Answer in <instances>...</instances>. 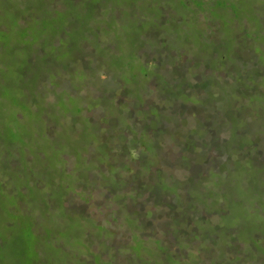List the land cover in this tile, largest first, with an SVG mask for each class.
I'll use <instances>...</instances> for the list:
<instances>
[{
    "label": "trees",
    "instance_id": "obj_1",
    "mask_svg": "<svg viewBox=\"0 0 264 264\" xmlns=\"http://www.w3.org/2000/svg\"><path fill=\"white\" fill-rule=\"evenodd\" d=\"M248 1H250V9H255L257 0H0V5L4 3V7H0V129L9 133H5L4 139L9 137L15 139L18 135L17 130L38 135V132L32 129L34 124L28 120L31 119L29 113L22 110L24 120H18L16 115L20 112L15 113L13 110L19 106V95H22L24 90L30 87L36 88L40 84V74L28 77L23 71V65L26 64L27 68L30 65L33 67L39 59V54H42L41 59L45 61L52 59L57 62V65L43 72V79L48 76L42 83L46 96L47 79L50 80L51 88H58L57 95L64 102V98L68 95L66 87L70 82L73 83L71 87L75 86L74 80H76L77 83L83 82L88 88L87 81L93 78V74L104 82L105 87L109 89L105 94L110 105L109 112L105 114L107 129L116 133V139L119 138L115 144L118 146L121 143L118 151L110 138L103 142L100 139L103 130L87 127L88 118L82 115L83 113L80 115L81 120H76L77 116L72 119L73 125L82 121L83 128L78 131L72 132L75 126H70V122L59 115L51 117L52 120L48 122L49 128H46L40 135L39 141L33 144L13 141L3 143L5 140L0 137V161L10 165L6 168L0 166V208L6 209V213L11 209L12 204L16 203L19 206L16 212L19 213L20 207L25 202L33 203L42 192L52 190L56 192L59 188L65 187L64 182L68 181L66 174L69 159H77L83 164L82 169L78 167L81 170V177H85L87 171L93 169L97 161L106 162L110 167V176H103L104 185H113L114 194L124 190L126 194L136 193V197L125 209L127 225L142 228L143 236L153 237L154 234L151 235L152 232L149 233L147 229L144 232V227H150V224H153L151 217H155L158 213L163 218L166 216L165 211H168V213L172 212V219L178 222V226L175 225L174 244L177 240L189 236L185 254L180 258H177V252L170 250L169 260L172 258L173 263L176 261L177 264H192V260L193 264H210L211 261H215L216 264H244L241 261L244 262L247 259L248 264H264V195L254 191L255 193L248 199L249 209L253 210L252 213H258L254 223L237 221L232 225H224V223L217 225L215 231L220 232L223 238L219 236L217 240H211V228H205L199 224V221L205 220L201 215L206 214V208L213 202H217L208 200L213 198L208 191L219 190L218 183L227 177L230 167L224 165L229 158L228 146H226L228 137L221 138L219 133L216 135V130H210L208 125L202 124V119L199 121L195 114L198 111L194 109L196 105H199L209 114L211 111L206 107L226 106L225 100L231 98L232 92L235 91L231 90L235 78L244 76L252 80H255V77L257 80L264 78L259 71L261 64H264V56L259 58L260 62H253L250 65L255 57L250 54L251 51L248 48L252 46V43H261L260 40L264 38V31L257 28L259 24L262 26L264 17L260 19L256 16L263 8L259 6L255 13L247 14L244 5ZM170 3L176 5L180 20L165 30ZM222 11L225 12L222 13ZM136 12L140 16L134 21L132 18ZM204 12L213 15V18L222 13L223 23L220 26V34L209 24L213 18L206 17L207 29L212 33L210 37L205 35L202 29L204 24L201 22ZM149 13L153 19L149 21L150 23L148 22L150 28L146 33L139 28L142 24H147L146 18L149 16L146 17V14L149 15ZM11 14L12 18H10ZM262 15L264 12L260 14ZM133 22H135L136 32L123 31ZM230 25L236 26L235 29H230ZM2 26L4 28H1ZM121 27L124 29L121 30ZM148 36L152 40V46L147 47L143 44L141 46L138 40ZM120 37L126 41L129 40L131 44H139L140 46L136 47L138 54L134 57L127 50L130 57L113 64L109 63L108 60L118 55L123 45ZM242 44L248 47L244 48ZM213 49H216L215 52ZM257 51L261 49L258 48ZM207 52L209 54L205 55L203 60V53ZM184 57H186L185 60ZM196 58L199 62H196ZM19 61L23 62L22 66L19 65ZM235 63L237 65L243 63L248 67L239 68L241 72L239 74L232 73L231 65ZM207 65L217 68L218 80L204 76ZM223 69L226 72L220 71ZM221 74H224L227 79H219ZM5 78L12 83L15 82V92L9 93L5 90ZM149 78L154 82L155 89L150 88ZM66 81L69 82L66 83ZM263 86V81L259 84L254 81L250 91L259 94L264 100ZM151 89L158 92L159 99L161 97L165 101H162L160 105L150 101L147 103V108H142L145 97L153 95ZM194 90L197 92L195 93ZM199 91L201 96L198 100L196 95ZM242 92L247 94V91ZM127 96L136 99L134 110L129 107L124 108L121 104L118 107L117 103L114 104L115 99L127 98ZM239 100H241L240 97L234 101ZM189 104H192L194 108L189 107ZM64 109L65 107L61 110ZM79 112L81 109L77 113ZM188 113L195 115L196 126L192 128L187 126L189 122L186 121V114ZM178 116L181 119L178 120ZM163 118H169L170 121L177 123L168 129L166 125L168 121H163ZM247 118H249L248 115L245 121ZM119 121L123 124L122 129H119L117 125ZM158 122H162L160 127H156ZM147 123L156 128L151 130L147 127ZM220 124L228 129L227 125L219 123L218 126ZM182 125L184 129L179 128ZM244 127L246 126L243 125L235 130L239 138L243 136L241 131ZM200 130L204 132L200 133ZM117 132H119L118 135ZM210 133H213V136ZM148 134L153 135L154 138L148 140ZM165 134H169L173 140H178L176 143H179L181 148H185L184 153L177 157L180 160L177 164L180 165L177 166L178 169L191 172L184 177L174 176L172 182H169L172 173L159 165L164 162V159L157 158L162 147L157 139ZM198 134L208 137L202 146H199L195 140ZM132 135H135V138L130 144H135L136 149H142L136 172L130 171L129 164L136 154L130 151L128 149L130 145L126 144V138ZM98 141L100 146L94 152L97 160L92 166L82 157ZM153 143H157L155 147L151 146ZM20 144L24 146L19 148ZM15 145L18 146L17 151ZM199 151L202 152L199 153ZM212 151L217 155H211ZM196 152L199 158L191 157L188 162L189 154L192 156ZM262 154V151L258 152L259 156ZM115 156L119 157L117 161ZM248 157V155L239 157L240 162ZM210 168L215 172L213 175L210 173ZM4 172L6 179L2 178ZM130 172L132 176L129 175ZM262 172L263 169H257L255 177L263 180ZM165 174L169 177L165 178ZM35 175H39L46 181V186L36 183L37 181L33 179ZM210 184H213V187L208 189ZM72 190L73 188L64 191V194L71 193ZM204 190H206L205 193H203ZM195 192L206 195L204 202L193 205L194 207H184L183 201H193L192 196ZM18 194H20L19 197L15 198ZM50 195L52 196V193ZM256 200H259L263 206L258 207L260 204ZM138 205L142 206L143 210L139 209ZM29 212L24 213H27L28 217L35 215L34 212ZM54 212L56 220L58 214ZM10 213L14 216L12 218H17L23 212L16 214L10 211ZM172 215L167 216L168 219ZM197 215L198 218L193 219ZM168 222L161 219L160 226H170ZM19 227L21 229V226ZM96 227L100 228L97 225ZM15 229L12 226L6 234L0 232V250L4 249L1 246L2 240L6 241L7 235ZM206 229L210 233L205 232ZM215 231L213 232L216 234ZM167 232L172 233V231ZM14 233L18 237L19 231L18 234ZM36 234L34 228V236ZM97 235V237H104L105 234L100 231ZM31 236V234L22 235L27 237V242L30 241ZM86 236L87 238L91 236L95 240L93 231H89ZM140 238H142L140 235L134 233L133 244L127 249L134 251L133 246L140 245ZM203 240L211 242L209 250L206 249L207 247H201ZM155 245L154 248L158 252L166 247L161 241H155ZM196 247L197 249H194ZM101 248L105 252V248L106 251L108 250V245L105 247L102 242L99 253H102ZM214 251L217 253L216 257H213ZM200 252L210 256L204 259ZM192 254L193 257H191ZM158 255L162 254L158 253ZM186 256L189 258L188 261ZM128 259V264L156 263L152 257L150 259L144 257V263H138V254L136 257L131 254ZM33 263L44 264V261L36 257L31 259L30 264ZM81 263L94 264V261L84 259Z\"/></svg>",
    "mask_w": 264,
    "mask_h": 264
},
{
    "label": "rangeland",
    "instance_id": "obj_2",
    "mask_svg": "<svg viewBox=\"0 0 264 264\" xmlns=\"http://www.w3.org/2000/svg\"><path fill=\"white\" fill-rule=\"evenodd\" d=\"M259 6H261L263 9L262 11L257 13L256 16L262 19L264 15L260 16V14L264 12V0H257L255 9L253 10L250 9V1H248L247 4L244 5V10L247 14L252 15L256 12ZM0 7H4V3L1 4ZM225 11H222V13ZM1 14L5 15L4 13ZM221 14L214 18L213 15L207 12H204V14H202L201 22L202 24H204L202 29H204L205 35L207 37L211 36L212 31L207 29L208 24L205 21L206 17L213 18V20L211 19L212 21L209 24L210 26H213V30L217 31L218 34H220V26L223 23V17H221ZM150 15L151 13H149V15L146 14V17L149 16V18H146L147 24H142L139 30L145 31L147 33L150 28L148 26V22L153 19V16ZM12 16L13 15L11 14L10 18H12ZM139 16L136 12L132 19L136 21ZM228 18L231 19V17ZM179 20L180 15L178 10L176 9V5L174 3H170L168 5V18L166 21L165 30L171 28V25L175 24ZM244 23H247V21H244ZM135 27V22H133V24H129L128 29L126 26V30L123 31L136 32ZM235 27L236 26L230 25V29H235ZM1 28L4 27L2 26ZM257 28L264 31V21L262 23V26L259 24ZM122 29H124V27H121V30ZM120 41L123 45L120 47L118 54L119 56L116 55L118 57L114 56V58L108 60L109 63L111 62L113 64L130 57L127 53V50L131 55L135 57L136 54H138L136 47L140 46L141 44L147 47L152 46V40L149 38V36L143 38V40H141L140 38V40H138L140 45L131 44L129 40L126 41L123 37H120ZM205 41L207 42L208 40ZM260 42L261 43H252L251 47L242 44L244 48L247 46L251 51L250 54L255 57L250 65L253 62H260L259 58L264 56V38L260 40ZM258 48L261 49V51H257ZM215 50L216 49H213L214 52ZM218 52H220L219 49ZM207 54H209V52L203 53V60L204 56ZM41 58L42 54H39V59L36 60L34 66L32 67L30 65L28 68L26 64L23 65V62L19 61V65H23V71L28 77L34 74H40L39 78L41 82L39 85L37 84L38 86H36V88L30 87L29 89L24 90L22 92V95H19V106H16L17 109L13 110L15 113L20 112L16 115L18 120H24L23 112H28L31 117V119L28 120H31V123L34 124V127L32 129L38 132V135H34L29 131L23 132L22 130H17L18 135L15 136V139H10L9 137L5 140V133H9L1 128L2 130L0 129V137L5 140L3 143H10L11 141H13L15 143L33 144L35 141H39L40 135L45 132L46 128H49L48 122L52 120L51 117L54 118L55 116L62 115L65 119H67L68 122H70L71 126L73 125V117L77 116L76 120L80 119V115L83 113L82 115L88 118L87 127H90L94 130H96V128H98V130H103L100 139L104 142L106 139L110 138L111 143L114 144V146H117L115 143L118 142L119 138L116 139V133H113L109 129H107L108 124L105 121V114L109 112L110 105L108 104L105 95L106 92L108 93L109 89L105 87L104 82L95 74H93L94 76L92 79H89L87 81L88 88L83 84V82L77 83L76 80H74L75 86L71 87L73 83L70 82L68 84L69 86L66 87L68 95L67 98H64L66 102L65 103L64 100L57 95L58 88H51L50 80L47 79L48 83L46 85V96V93L42 88V83L43 80H45L48 76L43 79V72L47 71L49 68H52V66L57 65V62L53 61L52 59L50 61H45ZM185 59L186 57H184V60ZM196 62H199V59H197ZM204 64L205 63L203 61L202 65L204 66ZM212 66H208L207 70H204V76H207L208 78H211L213 80H218L217 73L219 71L215 66ZM241 67H248V65H245L243 63L237 65V63H235L234 65H231L232 73H241L239 71V68ZM220 71L225 70L223 69ZM259 71L262 72L261 75L264 76V64H261V68ZM66 75L68 76V74ZM68 78L70 77L68 76ZM221 78L223 80L227 79L224 74H221L219 79ZM148 80L150 82V88L152 87L153 89H155L156 86L154 82L152 80L150 81V78ZM256 80L257 77H255V80H252L247 76L238 77L237 79L235 78L232 82L233 87L231 88V90H235L231 94L232 99L227 98L225 100L226 106L224 105L218 107L217 105L214 108V105H211V108L206 107L211 111V113L209 114H207L206 111L203 110L199 105H196L197 107L196 109H194L195 111H198L195 114L199 121H201L202 119V124H205L206 126L208 125L210 130H216V135L217 133H219V136L221 138L228 137L226 146H228L229 158L225 161L224 165H227L228 167H230V169L227 172V177L219 181V186H217L219 190L208 191V194L213 197L212 199L208 200H215L217 202H213L210 207L206 208V214L201 215L205 218L203 222H200L198 220L199 224H201L203 227L211 228V240H217L216 238L219 236L220 238H223L220 232H218L217 230L215 231L217 225H220L221 223H224V225H232L237 221H245L248 224L254 223L255 216H257L258 213H252L253 210L249 209L250 206H247L250 204H247L248 199L255 192L264 195V100L259 94H255L250 91L251 84L254 85V81L259 84L262 81L264 82V78H262L261 80ZM68 82L69 81H66V83ZM14 84L15 82L12 83L8 78H5L4 85L7 92H15ZM194 91L195 93L197 92V90ZM242 91H247V94L245 95V93ZM151 92L154 96H146L145 102L142 105L144 107L142 108H147V103L150 101L158 105L162 104V101H165L161 99V97V100L157 97L158 92L152 91V89ZM200 93L201 91H199L196 95V98L198 100V97L201 96ZM239 97L241 100L234 101ZM115 101L116 102H114V104L117 103V107L121 104L124 108L129 107V109L131 110L135 109L134 102L136 101V99L134 100L133 97L127 96V98L115 99ZM173 103L174 102L172 101V104ZM179 104L181 103L179 102ZM188 106L193 107L192 104H189ZM63 107H65V109L61 110ZM77 109H81V112L77 113ZM22 110L23 112H21ZM247 115L249 116V118H247L245 121ZM179 119H181V117L178 116V120ZM162 120L168 121L166 123L168 129H170L177 123L175 121H170L169 118H163ZM186 121L189 122V124L187 125L188 127L192 128L193 126H196L195 115H192L190 113L186 114ZM242 121H244V123ZM95 123L97 125H95ZM161 123L158 122L156 127H160L162 125ZM219 123L227 125L228 129L227 127H223L222 124L218 126ZM117 125L119 129H122L123 124L120 123V121L117 122ZM243 125H245L246 127L242 129L241 133L243 134V136L239 138L238 134L235 133V130L240 129L241 127H243ZM73 126L75 127L71 131H78L83 128V123L82 121L76 122ZM147 127L151 128V130L156 128L150 123H147ZM179 128L184 129L185 127H183L182 125ZM203 132V130H200V133ZM118 134L119 132H117V135ZM211 135L213 136V133ZM148 136V140L154 138L151 134H148ZM134 138L135 135L126 138V144L130 145L128 149L136 154V156L132 158L133 161L129 163L131 172H136L138 170L142 151V149L140 148L136 149L135 144H130V142ZM206 139H208V137L199 134L195 137V140L197 141V144L199 146H202L203 142H205ZM177 141L178 140H173L169 134H165L163 137H159L157 139V142L162 145L157 158L164 159V162L159 165L172 173V178L169 182H172L174 180V176L184 177L187 174L191 173L189 170H186V173L184 170L178 169L180 165L177 164L180 160L177 157L184 153L185 148H181L179 143H176ZM23 144L18 145L20 146L19 148H22L24 146ZM156 144L157 143H153L151 146L155 147ZM18 146H14L16 151L18 149ZM99 146L100 143L98 141L97 144L92 145L88 152L83 154L82 158L89 162L92 166L97 160L94 157V152ZM118 146L117 149L119 151ZM206 150L208 149L206 148ZM260 151H262L263 154L259 156L258 152ZM200 152L202 151H199V153ZM211 155L217 154L212 151ZM246 155L249 156L248 159H243V162H240L239 157H245ZM115 157L117 161L119 157ZM191 157L199 158L197 156V152L192 156L191 154H189L188 162H190ZM75 164L77 165L76 167ZM0 166L6 168L10 165L8 163L0 161ZM81 166L83 167V164L79 163L77 159H69L66 174V180L68 181L64 182V185L66 186L62 187V189L59 188L56 192H54L53 190L49 192H42L40 194L41 196H38V198H36L33 203L25 202L24 205L20 207L21 212H19L23 213L18 215L17 218H12L14 216L12 215V213H10V211H12L16 214H19L16 212L17 209H19V206L16 203H13L11 209L6 213V209L3 210L0 208V232H4V234H6L8 232V229L12 226L16 228L14 232L18 234L19 231L18 237L14 232H11L7 235L5 239L6 241L2 240L1 246L4 249L0 250V264H30L31 259H34L36 257L43 260L44 264H82L81 260L84 259H87V261L88 259H90L91 261H94V264H128V256L131 254H134L135 257L136 254H138V263H144V257L149 259L150 257H152L156 262L155 264H177L176 261L173 263L172 258L169 260V258L171 257L170 250L177 252V258H180L181 255L185 254L184 250H186L187 248L189 236L184 237V239L177 240L176 244H174L175 238L173 236L175 235V225L178 226V222L172 219V212L168 213V211H165L166 216H163V218H161L158 213L155 217H151V219L153 220V224H150V227H144V232L147 229V231L149 233L152 232L151 235L154 234V236H151L149 238L147 236H143L142 228H135L132 225H127L125 217V214L127 213L125 209L128 207L132 199L136 197V193L130 192L126 194V190H124L116 192L114 194L113 185H104L103 176H110V167L106 162L101 163L97 161L93 169H89L87 171V175L85 177L80 176L81 170L78 167ZM257 169H263V172L261 174L263 180L255 177V172ZM209 170H211L210 173L212 175L215 173L211 168ZM131 172L129 173L130 176H132ZM2 175V178L6 179L5 172ZM166 177H169V175L165 174V178ZM33 179L37 181L36 183L40 185L45 184L46 186V181L42 180L39 175H35ZM212 187L213 184H210L208 189H211ZM71 188H73L71 193L66 192L64 194V191H67ZM205 192L206 190L203 191V193ZM51 193L52 196L50 195ZM19 195L20 194H18V196H16L15 198H18ZM205 197L206 195L195 192L192 196L193 201L184 200L183 205L184 207H194L193 205H199L203 203ZM62 199L63 203H61ZM256 201L260 204L259 200ZM261 206L263 205L260 204L258 207ZM151 208H153V206H151ZM139 209L143 210L142 206H140ZM25 211L34 212L37 217L35 215L28 217L27 213H24ZM54 211H56V213L58 214V216H56V220ZM170 214L172 216L168 219L167 216H170ZM195 218H198V215L193 219ZM161 219L164 222L169 221L168 224H170V226H160ZM96 225L99 226L102 230L96 227ZM19 226H21V229ZM34 228L37 233L35 236ZM89 231L94 232L95 240L91 236L87 238L86 234ZM100 231L105 234L104 237H97V234ZM167 231H172V233H169ZM213 231H215L216 234ZM205 232H209V230L206 229ZM134 233H137L142 238H140V245H134L133 248L135 250L132 251L127 248L128 246H131L133 244L132 238L134 236ZM26 234L32 235V238L28 242L26 241L27 237H22V235ZM155 241H161L162 244L166 247L161 252H158V250L154 248L156 247ZM102 242L105 244V247L106 245H108V250L106 251L105 248V252H103V248H101L100 251L102 253H99V247ZM171 242L173 243L170 244ZM174 246H177L175 247L177 248V250L174 248ZM209 246H211V242H206L205 240L201 242V247H207L206 249L209 250ZM34 247L36 250L33 249ZM194 249H197V247ZM180 251L182 253H180ZM158 253L162 255H158ZM200 254L204 259L210 256L209 254H202V252H200ZM216 255L217 253L214 251L213 257H216ZM240 256L244 257L245 255ZM191 257H193V254L191 255ZM182 260L184 261L183 258ZM188 260L189 258L187 259V261ZM260 261L263 262V260ZM248 262L249 260L247 259L244 260V262L241 261V263L244 264H248ZM191 263L193 264L192 260ZM210 264L216 263L215 261H211Z\"/></svg>",
    "mask_w": 264,
    "mask_h": 264
}]
</instances>
